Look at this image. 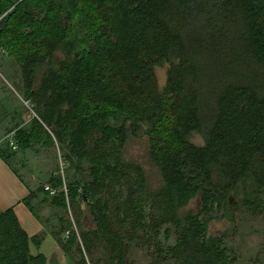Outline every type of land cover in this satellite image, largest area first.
I'll list each match as a JSON object with an SVG mask.
<instances>
[{
	"label": "trees",
	"instance_id": "16d2710c",
	"mask_svg": "<svg viewBox=\"0 0 264 264\" xmlns=\"http://www.w3.org/2000/svg\"><path fill=\"white\" fill-rule=\"evenodd\" d=\"M0 48L20 67L37 116L17 131L19 148L43 135L67 147L75 169L87 165L83 186L49 181L68 190L53 204L82 203L95 224L86 231L78 218L81 242L73 231L62 239L64 220L54 231L72 264H89L94 249L104 256L96 264H127L130 243L151 239L165 262L235 263L208 222L240 206L264 212V0H0ZM164 65L160 92L155 71ZM143 129L163 181L155 190L124 158ZM14 156L0 148L6 163ZM196 198L199 212L180 215ZM165 225L177 234L166 250ZM30 242L13 210L0 215V264H46Z\"/></svg>",
	"mask_w": 264,
	"mask_h": 264
},
{
	"label": "rangeland",
	"instance_id": "374dc122",
	"mask_svg": "<svg viewBox=\"0 0 264 264\" xmlns=\"http://www.w3.org/2000/svg\"><path fill=\"white\" fill-rule=\"evenodd\" d=\"M169 66L164 65L157 68L155 76L158 84L159 91H163L167 82V71ZM9 115L16 116L14 124L10 125L6 129V133L0 136L2 139V148H9V139L12 134H15L18 130L30 131L33 126V120L37 119L34 112V106L32 102L26 100L23 91V80L20 67L16 64L15 60L11 59L8 54L0 48V117L6 118ZM50 132H53L52 128H49ZM144 130L140 131L137 136L131 137L124 149L125 160L135 166H139L147 179L149 187L153 190L159 189L163 185L160 171L153 164L150 158V142L148 137L144 134ZM37 140L34 139L32 146L29 149L12 152L17 154H27L30 159L27 160L28 172L37 177L40 189L51 187L49 180L51 177L61 178L64 181V185L68 186L72 183H79L81 186L86 181V169L87 165H83L82 172L75 169L77 159L74 158V164H70L67 161L68 149L67 147H60L57 143L50 144L48 139L36 135ZM192 142L198 146L204 144L203 139L199 135H195L192 138ZM50 178L48 179V176ZM135 178L138 175L134 174ZM66 187L59 189L58 192H64ZM123 192V193H120ZM49 194V192H46ZM119 203L125 201L127 192L125 190L118 191ZM54 197L49 195L51 202ZM239 205L241 204L238 200ZM234 202V205L236 204ZM59 208V207H58ZM67 209L59 208L55 210L56 214L50 217V222L54 225L57 224V230H60L63 226L62 220L70 223L71 226L65 225L66 228L62 233V239L67 240L70 232H74L80 241V235L82 227L78 225V218L84 224L86 231L95 228V224L90 220L89 216L83 220L84 212L87 213L86 207L80 203V210L76 211L69 207L67 202ZM200 209L199 198L194 199L185 209L181 210L180 215H186L188 213H197ZM148 214L150 210L146 209ZM40 213L43 210H36ZM230 212V211H229ZM44 213V212H43ZM42 216H46L43 214ZM210 221L208 222V234L210 236L221 237L225 236V247L228 249L231 258L235 259L234 264H264V212L260 215H254L248 210L240 208L238 210H231L226 217L224 212H217L210 215ZM208 218L202 217L203 221ZM83 220V221H82ZM52 228L51 226H49ZM48 227V228H49ZM49 228V229H50ZM48 229V230H49ZM54 229V227H53ZM128 229V225H125L124 231ZM52 234L54 230H51ZM151 237V234H148ZM154 236V235H153ZM141 237H144L141 233ZM138 241L130 243L129 252L126 258L127 264H173L171 262L163 261L156 253L153 239L149 242ZM158 242L162 248L166 250L169 247L175 246L177 242L176 229L173 226H163L158 236ZM81 244V243H79ZM103 251L100 249H94L93 254L87 257L89 264H96L99 260L103 259Z\"/></svg>",
	"mask_w": 264,
	"mask_h": 264
},
{
	"label": "crops",
	"instance_id": "0c3cea01",
	"mask_svg": "<svg viewBox=\"0 0 264 264\" xmlns=\"http://www.w3.org/2000/svg\"><path fill=\"white\" fill-rule=\"evenodd\" d=\"M15 119L16 116L13 115L0 117V136L14 124ZM0 148H2V139H0ZM28 159L29 156L22 153L15 155L9 163L0 157V215L7 210L14 211L20 226L31 240L29 246L31 256L44 257L46 264H72L51 233V230H57V224L50 222V217L56 214L55 210L60 209L53 204V201L48 200V193L39 192L37 177L28 172ZM36 210L43 211L37 213ZM43 214L46 216H42ZM38 237L40 239L37 243L32 241Z\"/></svg>",
	"mask_w": 264,
	"mask_h": 264
},
{
	"label": "built area",
	"instance_id": "2783aa9c",
	"mask_svg": "<svg viewBox=\"0 0 264 264\" xmlns=\"http://www.w3.org/2000/svg\"><path fill=\"white\" fill-rule=\"evenodd\" d=\"M15 137H16L15 134H12V136L10 137L8 143H9V147H11V149H12L13 151H18V150H19V145H18V143H17ZM46 192H49V195H50L51 197H54V198H55V197L58 195V193H59L57 190H53V189H51L50 187H46ZM64 193H65L66 196H67V194H68V190H67V188H65Z\"/></svg>",
	"mask_w": 264,
	"mask_h": 264
},
{
	"label": "water",
	"instance_id": "95a60500",
	"mask_svg": "<svg viewBox=\"0 0 264 264\" xmlns=\"http://www.w3.org/2000/svg\"><path fill=\"white\" fill-rule=\"evenodd\" d=\"M87 215L86 216H89V211L87 210V213H86ZM86 216H85V218H86Z\"/></svg>",
	"mask_w": 264,
	"mask_h": 264
}]
</instances>
